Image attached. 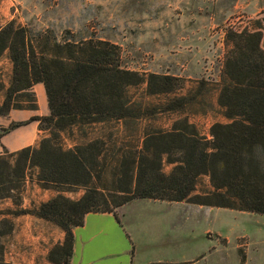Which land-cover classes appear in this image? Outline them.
I'll list each match as a JSON object with an SVG mask.
<instances>
[{"label": "trees", "instance_id": "obj_1", "mask_svg": "<svg viewBox=\"0 0 264 264\" xmlns=\"http://www.w3.org/2000/svg\"><path fill=\"white\" fill-rule=\"evenodd\" d=\"M226 45L217 102L229 121L214 123L210 138L182 116L169 130L144 128L133 144L99 136L69 148L61 138L68 128L127 126L150 115L131 101V87L146 83L148 95L170 97L182 89L181 78L125 68L121 47L89 30H65L59 36L15 20L1 27L0 58L7 53L13 70L7 88L0 80V93H6L0 116L8 115L15 98L31 95L38 83L45 87L48 114L12 122L0 133L40 121L49 135L38 146L0 155V199L10 198L15 205L0 212V264H9L5 239L14 232V217L24 214L65 231L64 240L49 251L51 264H71L74 228L84 225L88 213L116 214L134 199L264 215V17L252 20L251 28L228 30ZM187 103L186 96H174L159 111H180ZM165 164L172 166L169 172ZM33 169L39 186L58 194L38 208H23L22 192ZM203 176L213 190L196 193ZM77 189L85 190L79 199L65 194ZM240 254L245 264L246 256Z\"/></svg>", "mask_w": 264, "mask_h": 264}, {"label": "rangeland", "instance_id": "obj_2", "mask_svg": "<svg viewBox=\"0 0 264 264\" xmlns=\"http://www.w3.org/2000/svg\"><path fill=\"white\" fill-rule=\"evenodd\" d=\"M13 2V20L20 25L31 26L36 30H53L59 36L65 30H89L121 47V62L125 68L138 70L145 75L153 72L181 78L182 89L170 97L148 95L146 83L131 87V101L141 104L145 111L149 109L150 115L127 126L121 123L73 126L61 134L65 147L99 136L131 144L141 136L144 128L169 130L174 121L182 116L188 117L201 132L207 133L213 120L204 117V112L211 115L220 112L215 100L222 75L223 58L228 50L226 34L232 28H251L252 20L264 17V0ZM174 96H186V107L180 111H159L167 99ZM171 168L168 164L164 166L166 172ZM207 184V179L202 177L198 191L206 192ZM80 190L85 191L77 189L71 192L77 193ZM147 202L150 201L136 202L127 209L138 223L148 221L150 216L146 212L155 208ZM173 208L190 210L203 227H212L230 237V243L222 239V249H218L211 256L212 259H222V264H241L240 250L245 256L249 250L255 264H264V215H233L227 212L228 209L218 208L217 210L226 211L221 216L219 212L210 213L208 209L193 204H181ZM243 229L254 236V243L249 249L246 245L247 238L237 240L238 232Z\"/></svg>", "mask_w": 264, "mask_h": 264}, {"label": "crops", "instance_id": "obj_3", "mask_svg": "<svg viewBox=\"0 0 264 264\" xmlns=\"http://www.w3.org/2000/svg\"><path fill=\"white\" fill-rule=\"evenodd\" d=\"M13 5V0H0V28L15 18ZM224 59L225 56L223 64ZM12 70V61L6 53L0 58V80L6 88L10 85ZM219 88L220 84L215 103L220 112L215 115L204 112V117L213 120L210 128L216 122L229 121L217 102ZM5 94V90L0 93V104L4 101ZM47 111L45 87L43 83H38L32 87L31 95L15 98L13 108L8 115L0 116V130L8 127L12 122L26 121L36 115L44 116L48 114ZM201 133L211 137L210 129L207 133ZM48 135V130L42 127L40 121H31L8 133H0V155L14 154L28 146H38L41 139ZM37 172V169H33L28 175L22 192L23 208H38L43 202L58 194L55 190L43 189L39 186L36 179ZM203 177L208 183L206 192L213 190L209 177ZM196 193H202L198 191V186ZM65 194L73 199H79L84 191ZM139 201H150L147 203L155 207L146 212L150 216L146 222L138 223L135 217H132L130 210H127ZM181 204L191 203L136 199L119 207L116 210L118 217L113 212L88 213L84 225L74 228L71 264H222V259H212L211 256L217 253L218 249H222V239L230 243V237L217 232L212 227H203L190 210L181 211L173 208ZM198 206L208 209L210 213L219 212L221 216L226 212L222 209L217 210L220 207ZM14 208L12 199H0V212ZM227 212L233 215L259 214L234 209H228ZM14 223V232L5 239L6 262L51 264L48 259L49 251L55 244L64 240L65 231L54 223L32 214L16 216ZM241 237L248 239L246 245L249 249L254 243V236L243 229L238 232L237 240ZM246 256V264H255L249 250Z\"/></svg>", "mask_w": 264, "mask_h": 264}]
</instances>
